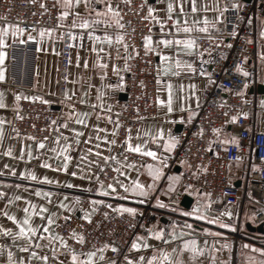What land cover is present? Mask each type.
Instances as JSON below:
<instances>
[{"label": "crops", "instance_id": "crops-1", "mask_svg": "<svg viewBox=\"0 0 264 264\" xmlns=\"http://www.w3.org/2000/svg\"><path fill=\"white\" fill-rule=\"evenodd\" d=\"M105 2L107 3V0ZM167 2L168 0H149V4H152L157 9L153 15L159 17L161 21L166 19L167 16ZM201 2L209 8H213L216 4V0H197L198 7ZM238 2L241 4L243 1L238 0ZM92 3L95 7H100L96 3V0H92ZM230 3L231 0H222L221 6L223 4L230 6ZM59 4L61 11L70 12V19L67 16L60 20L62 25H69L71 27L72 11L79 12L81 16L87 15L83 4L78 5L74 10L63 8L62 0ZM111 4L115 9H118V0H111ZM189 10L190 5L185 6V11ZM178 12L179 9H176L173 13L174 19L177 18L176 14ZM215 15V11L212 10L207 12L198 11L195 14L189 13L187 17L188 25L192 26L193 21H200L199 26L202 27L201 17L206 16L211 23L215 22ZM102 19H107L110 27L104 24H95L89 30H94L95 34L101 36V38L107 32L112 36V44L96 42L94 45L87 35V30L78 28H72L71 30L75 35L74 39L71 40V56L64 100H58L54 97L56 92L58 56L61 48V36L59 32L54 30L52 36L45 34L42 38L39 32L44 27H41L30 31L24 30V32L13 37L10 29L5 37L2 50L6 55L3 64L0 65V67L4 68L5 77L4 80H0V92L3 93L4 103V107H0V121H3V123H0V192L4 193L3 196H0V228L11 229L12 233H15L18 230L17 225L13 221L8 220L7 216L3 213L12 214L17 220L22 221L26 206L33 213L31 218L33 226L47 223L49 214H52L54 223L49 225V232L44 233L42 228H37V235L32 237L34 244L38 242L40 245H47V247L34 248L33 245H28L27 240L24 238L15 237L12 233L6 236L3 232H0V264H7L8 252H12V259L16 260L18 264L21 258H23L24 264H42V261L37 260L35 257L31 261L28 260V256L33 250L40 256H48L49 264H59V261H63L64 264H71L68 250L64 248L60 241L54 239V236L58 235L55 231V225L62 216L68 214L84 216L86 212L89 215L93 209L100 205H110L115 209L118 205L138 209V206L141 204L138 202L139 199H144V203L151 201L156 208L158 215L154 225L167 227L175 221L177 225L176 235L178 237L179 233L183 231L185 233L183 239H195L197 246L204 249L201 255L193 258L187 250L180 251L181 244L179 239L175 242L169 241L165 245L149 238L148 243L157 248L163 247L170 252L172 248L176 249L175 252H171L173 264H175L177 257H179L183 264H210V262L212 264H249L252 258H255L256 264H259L261 260H264V256L254 252L251 248H244L242 246L244 244H251L257 248L264 247V239H262L264 238V232L250 229V227H256L262 222V230H264V219L257 224L253 222V207L250 204H245L241 212L238 211L237 205H231L220 212H213L205 195L194 188H190L182 194L179 204H168V199L177 190L179 180L170 182L168 177L174 176L179 178V175L177 171L164 175L165 163L161 164V160L167 158L170 152L165 150L163 139H159L158 143L152 142V136L156 135L160 130L163 131V138H167L169 135L177 137L181 124L190 117L189 111L195 112L203 80L206 77L200 74L201 68L203 67L208 72L210 54L199 49L200 55H196L195 50L191 54L178 53L175 51V46L173 48L158 46L155 42L161 38V29L159 24L151 19L153 23L151 34L153 40L152 47L158 52L162 51L163 54H167L171 58L166 65L169 67V70L164 72L160 67L159 55H156L159 78L157 94L159 100L164 103L158 104V112L155 118L146 120L132 128L128 132V135L130 134L131 136L130 142L133 146L137 143L144 144L145 140H147L148 143L145 145V149L155 151L158 159L154 161L151 157L127 151V145L124 143L121 150L115 151L112 145L109 146L108 141L113 139L112 130L117 122L116 117L121 107V102L124 100L122 96L124 92L123 86L109 88L108 85L120 84L121 78L124 84L127 72L125 65H128L132 49L125 42L123 44L116 43L115 37L119 31L117 30V25L112 23V18L104 17ZM180 19L182 21L181 26H183L185 18L181 17ZM3 25L0 23V29L3 28ZM262 27H264V17L258 20V34ZM171 31V21L169 20L164 38H168L167 33ZM82 32L83 34L81 35ZM215 32L216 30L209 28L207 33H201L193 27L190 35L196 42L198 35ZM29 35L33 36L34 39L29 40ZM174 35L183 37L185 34ZM15 40L32 43L34 52L32 54L29 52L23 53L20 50L14 49L12 46ZM37 42H39L40 51H37ZM124 44L128 45L127 50H125ZM93 47H96L97 51H93ZM101 48L103 51L100 50ZM177 59L185 66L177 68L175 63H173ZM202 61L204 62L203 64ZM100 64L105 66L100 67ZM113 64L116 65V72L113 71ZM189 64L192 66L191 69L187 67ZM241 67L248 75H251L249 60ZM256 68L257 83L264 84V37L260 36L257 46ZM173 73L176 74L173 75ZM169 85H171L173 108L171 112L168 111L167 106ZM17 93L20 95V99L39 97L57 106V109H55L57 111L56 124L51 136L47 140H44V138L30 139V136H22L13 132L11 128L12 108L18 102L15 98ZM98 95L99 99L97 98ZM81 100L84 103H81ZM261 101H264V93H259V102L264 106V103H261ZM70 113H91V115L84 117L87 124L82 125L75 123V119L69 117ZM97 113H99V116H97ZM72 128L81 133L78 137L79 143L76 142L77 138L74 137V133L71 131ZM98 129H104L105 131L100 132ZM138 131L139 138L137 139ZM144 133H148V135L145 136ZM57 136H60L59 140L56 139ZM64 137H68V140H65ZM97 137H106V139H98ZM42 140L44 141V147L37 149L36 144ZM65 143H69L70 145L66 154L71 156L72 159L64 171H57L56 169L63 166V160L52 149L55 148L59 152L60 146ZM29 146L31 148V159L28 156ZM22 147L24 148L23 153L21 152ZM89 149H92V151H89ZM97 152L102 153V155L97 156ZM5 153L10 154L5 155ZM110 155H115L116 160L105 162L103 156ZM42 162L49 164L50 167L44 168ZM110 163H114L115 167L124 173V175H120L116 172L111 180L115 193H118V195L112 194V190L107 189V184L104 185V190L108 191L109 195H104L102 192L97 191L100 185L94 188L97 174L99 175L101 171L99 166H106ZM126 163H130L132 168H126L124 166ZM149 164L161 168V175L158 180L153 181V178L148 174L147 168L144 167V165ZM21 171L25 172V176L20 175ZM28 172L33 173L37 179H27ZM73 172L76 173L75 176L72 175ZM42 176H46L50 180L56 181V183L42 182L39 179ZM137 179L145 186L148 183H154L149 196L122 199L121 197L128 196L129 194L119 187L117 181L127 185L130 180L134 181ZM170 183L174 184L171 188L169 187ZM69 185H72V187H69ZM37 188H40L42 192H51L52 196H36L35 191ZM92 188L94 191L90 193ZM184 195L190 199L187 205L181 204ZM17 196L21 197V199H15ZM157 199L165 204L166 207H159L156 204ZM9 200L12 201L11 204L8 203ZM84 200H86V207L82 205ZM90 201H102L103 203L95 205L90 203ZM61 203L65 207L61 208ZM33 205L36 207L33 208ZM40 205H43L46 209L43 216L35 214L40 212ZM193 205H199L203 208L208 219H216L221 223L230 224L232 227L221 228L219 223L209 224L207 219L197 220L195 217H185L182 215V212L191 210ZM229 212L231 213L230 216L225 215V213ZM185 221L193 224L194 228L190 230L183 227ZM204 228L210 229V233H205L203 231ZM189 233L191 234L189 235ZM211 233H218V235ZM142 235L146 236L147 233ZM165 238L167 239V237ZM63 239L68 245V240L66 238ZM231 243L240 245L239 256H235L233 261L230 258L229 246ZM24 247H28L29 251L23 252L20 250ZM54 249L58 250L55 257L53 256ZM98 249L100 248L90 249L86 252L97 251ZM151 254L152 250L150 248L135 250L130 251L129 258L134 260L141 255L146 258ZM83 258V255H81V259ZM94 260L96 264H108V262L100 260L99 252H97ZM165 264H168V262L166 261Z\"/></svg>", "mask_w": 264, "mask_h": 264}, {"label": "built area", "instance_id": "built-area-1", "mask_svg": "<svg viewBox=\"0 0 264 264\" xmlns=\"http://www.w3.org/2000/svg\"><path fill=\"white\" fill-rule=\"evenodd\" d=\"M41 3L44 7H41ZM147 4L144 0H131L130 4L128 0H118V19L124 27L117 30L123 34L124 42L131 46L132 53L123 84L125 99L116 117L120 128L113 136L116 140V144L112 145L115 151L122 149V142L132 128L155 118L158 112L156 54L149 51L145 55L143 47V36L151 35L153 31L151 18L141 19L147 16ZM241 5L243 7L237 10L229 6V10L223 13L225 22L218 23L220 31L197 36L199 50L209 53L211 57L208 69L211 82L208 77L204 78L195 114L181 124L177 143L166 158L164 175L178 167V187L168 199V204H179L182 194L194 188L205 195L213 212H220L231 205H237L241 212L245 204H250L253 207V222L257 224L264 219V106L260 104L259 94L255 91L258 84V20L264 17V0H249ZM60 11L57 0H0L1 24H15L25 31L44 27L53 28L59 34L64 33L54 94L56 99L64 100L71 56V41L67 35L72 28L57 25ZM233 24L236 27L235 36L231 35ZM209 36L215 39L210 40ZM221 36L222 41L219 39ZM12 47L23 53L34 52L32 43H21L19 40H15ZM247 60L251 64V75L245 77L235 71V66H242ZM241 89L242 96L238 95ZM34 98L18 100L12 108L11 128L18 135L49 138L56 124L57 111L50 107V103ZM233 115L237 116L235 122L231 121ZM212 128L221 129L219 136L212 132ZM232 137L236 138V143H221ZM113 169L116 167L110 163L99 172V180L104 185L113 179L116 173ZM236 181H239L238 185L234 184ZM97 185L96 178L94 188ZM93 191L92 188L90 193ZM82 205L87 206L86 200ZM157 215L151 201L140 204L134 215L118 213L110 205H100L89 214L87 220L76 214L62 216L55 225V231L68 240L69 248L78 253L108 244L110 247L104 250L103 260L125 264L124 257L130 255L133 238L137 234L147 233L146 228L155 224ZM73 232L83 236L82 244L72 238ZM113 246L116 252L111 250Z\"/></svg>", "mask_w": 264, "mask_h": 264}, {"label": "snow or ice", "instance_id": "snow-or-ice-1", "mask_svg": "<svg viewBox=\"0 0 264 264\" xmlns=\"http://www.w3.org/2000/svg\"><path fill=\"white\" fill-rule=\"evenodd\" d=\"M58 3L61 2V0H57ZM129 4L131 3V0H128ZM96 3H98L100 5V7H95L92 3V0H62V7L65 9H70V10H74L78 5L83 4L84 10L87 13L86 16H81L79 12L76 11H72L71 15H72V24H71V28H78L81 30H87V35L88 37L93 41V44L95 45L96 42H100L101 44L103 43H107V44H112V36L109 35L107 32L104 33L103 37L101 38V36L96 35L94 30H89L93 27V25L95 24H104V25H108L110 27V25L108 24V20L107 19H102L104 17H108V18H112V23L116 24L118 28H123L124 25L121 24L119 22V19H117V17H119V11L117 9H115L112 4H111V0H107V3L105 2V0H96ZM144 3L147 4V0H144ZM222 0H216V4L213 6V8H209L207 5H205L203 2L200 3V6H197V0H168L167 5H166V19H164L163 21H161V19L155 15H153V13L155 11H157V9L152 5V4H147V16L146 17H141V19H145V18H151L153 21H155V23L159 24L160 29H161V38L156 41L155 43L158 46H164L166 48H173L175 46V51L176 52H184L186 54H191L194 50H195V54L196 55H200L198 49H199V45L195 42V39L190 35V33H192L193 31V27L196 28V30L198 32L201 33H207L209 31V28H212L216 31H220V29L218 28L217 24L218 23H224L225 19L223 18V13H225L226 11L229 10V5L228 4H223V6H221ZM190 5V10L189 11H185V6ZM41 7H44L43 3H41ZM243 7V5H241L238 0H231L230 3V8L232 10H237L239 8ZM176 9H179V12L176 14L177 18H173V13L175 12ZM215 11L216 15H215V22H209L208 18L206 16L201 17L203 26H199L200 21H193L192 22V26L188 25V20L187 17L189 16V13L195 14L198 11L199 12H207V11ZM70 15L69 11H60L58 13V18H57V25L59 27H62L63 25L60 24V20L64 17H67ZM91 17V18H90ZM181 17H184L185 19L183 20V26H181ZM171 21V29L172 31L167 33L168 38H164V34H165V29L166 26L168 24V21ZM249 22L251 23V18H249ZM11 29V35L13 37H16L19 33L24 32L23 28L18 27L17 25L13 24V25H9L7 23H5L3 25V28L0 29V65L3 64L4 62V58L6 53L2 50L4 47V43H5V37L8 34L9 30ZM149 32H151V29H149ZM183 33L185 34L183 37H180L179 35H174V34H180ZM45 34L52 36L54 34V29L53 28H41L39 35L43 38L45 36ZM83 34V32L81 33V35ZM61 37H64V33L62 32ZM74 33L69 32L67 35V39L69 41L74 39ZM232 36L236 35V27L233 24L232 25V32H231ZM259 36L260 37H264V27H262L259 31ZM29 40L34 39L33 36L29 35L28 37ZM208 39L213 40L215 39L212 36H209ZM219 39L222 41L223 40V36L219 37ZM116 43L117 44H123L124 42V36L121 33H118L115 37ZM21 43H24V41H20ZM38 46H37V51H40V47H39V42H37ZM153 45V40L151 35H145L143 36V47L145 49V55L148 54L149 51H152L154 54L159 55V59H160V67L164 72H167L169 70V67L166 66L167 62H169L171 60L170 56H168L167 54H163L162 51L158 52L155 48L152 47ZM128 45L124 44V48L125 50H127ZM93 51H97L96 47H93L92 49ZM101 51H103V49H100ZM205 51H207V49H205ZM133 52L135 53V47H133ZM222 55V54H221ZM173 63H175V66L177 68L180 67H184L185 65H182L180 60H175L173 61ZM204 62L202 61V64ZM85 66H87V64H85ZM105 65L100 64V67H104ZM113 71L116 72V65L113 64ZM125 67L127 68V64L125 65ZM187 67L189 69H191V65H187ZM235 71L237 72H241L245 77L248 76V73L246 71H244L241 67L240 64H237L235 66ZM176 73H173V75H175ZM200 74L202 76H206L209 79V82H211V74L206 72L203 67L201 68V72ZM4 68L0 67V80H4ZM159 80V78H158ZM123 86V79L121 78L120 80V84L118 85H108L109 88H114V87H122ZM245 87L247 86V81L245 82ZM190 87H194V86H190ZM181 91H182V86H181ZM225 91H227V89H225ZM243 90L241 89V92L238 93V95L242 96ZM194 94V93H193ZM15 98L17 100L20 99V95L17 93L15 95ZM99 99V95L97 97ZM25 99H33V97H25ZM34 99H40L39 97H35ZM45 103H47V101H45ZM81 103H84L83 100H81ZM164 103L163 101H160L159 98H157V104H161ZM261 103H264V101H261ZM167 106H168V111L171 112L173 111L172 108V96H171V85H169V99L167 101ZM0 107H4V103H3V93L0 92ZM195 113L192 111H189V116L191 117L192 115H194ZM87 115H91V113H77V114H69L70 118L75 119V123L77 124H87V121L84 119L85 116ZM240 115H247V113H240ZM97 116H99V113H97ZM237 120V116L233 115L231 117V121L235 122ZM0 123H3V121H0ZM225 123H227V121H225ZM66 126V125H65ZM120 128V123L119 121L116 122L114 129L112 130V135L115 137L116 136V129ZM71 131L74 133V137L77 138L76 142L79 143L78 137L81 135V133L79 131H77L75 128H72ZM98 131L103 132L105 131L104 129H98ZM203 131V129H201V132ZM212 132L216 133L217 136H219L221 129L220 128H212ZM145 136L148 135V133H144ZM98 139H106V137H97ZM139 138V131H138V135H137V139ZM30 139H34L32 137H30ZM57 140L60 139V136H57L56 138ZM65 140H68V137H64ZM159 139H163V145L165 150H167L168 152H171L172 148L175 147L176 143H177V137L169 135L167 138H163V131L160 130L158 131V133L154 136H152V142L153 143H158ZM44 140H47V137L44 138ZM131 140V136L126 135L124 138V141L122 143L127 145V151H130L132 153H138V154H142L144 156H148L151 157L154 161L158 159L157 157V153L153 150H146L145 149V145L148 143L147 140H145L144 144H140L137 143L135 146H133V144L130 142ZM221 143L223 144H228V143H236V138L232 137L230 140L229 139H225L223 141H221ZM109 146L116 144V140L112 139L108 141ZM209 144H211V141L209 142ZM44 147V141H40L36 144V148L40 149ZM69 143H65L63 145L60 146V151L57 152L55 148L52 149V151L54 153H56V155L58 157H62L63 160V166L60 167L59 169H56L57 171H64L67 166L69 161L72 159L71 156L67 155V151L69 150ZM97 147H99V145H97ZM111 150V149H109ZM24 148H21V152L23 153ZM89 151H92V149H89ZM10 153H5V155H8ZM97 156H101L102 153L97 152L96 153ZM28 156L29 159L32 158L31 156V148L29 146L28 149ZM103 159L105 162H108L110 160L115 161L116 160V156L115 155H110V156H103ZM237 159H239V157H237ZM264 159V158H262ZM95 163V161H93ZM117 163H119V161H117ZM166 163V158H164L163 160H161V164ZM181 163H184L183 161H181ZM42 166L44 168H49L50 165L47 163H43L42 162ZM105 165H100L99 167L101 168V170H103ZM126 168L131 169L132 165L130 163H126L124 165ZM145 168H147L148 170V174L153 178V181L158 180L160 175H161V168L160 167H154L153 165L149 164V165H144ZM199 167V165L197 166ZM253 167L255 168L256 166L253 165ZM114 171L118 172L120 175H124L123 172L120 171L119 168L113 169ZM13 171H15L13 169ZM21 176H25V172L21 171L20 172ZM73 176L76 175L75 172L72 173ZM27 179L29 180H36L37 177L31 173L28 172L27 173ZM39 179L42 182H47V183H51L54 184L56 183V181L54 180H50L48 177L46 176H42L39 177ZM170 182H174L175 180L179 179L178 177H174V176H169L168 177ZM97 180L98 183L100 185V187L97 188L98 192H102V194L104 195H109L110 193L108 191L104 190V184L103 181L99 180V176L97 174ZM117 183L119 184V187L122 188L124 190L125 193H128V196H124L121 197L122 199H129L131 197H148L150 194V191L153 189L154 187V183H148L146 186L142 183L139 182V180H134V181H129L128 184L126 185L125 183L119 182L117 181ZM174 184L170 183L169 187H173ZM19 187V186H18ZM69 187H72V185H69ZM107 189L112 190V194H116L118 195V193H115V188L113 183H108L107 184ZM4 193L0 192V196H3ZM35 195L36 196H44V197H51L52 193L51 192H42V190L40 188H37L35 191ZM15 199L19 200L21 199V197L17 196L15 197ZM11 200L8 201L9 204H11ZM139 203L143 204L145 202L144 199H139L138 201ZM90 203L98 205L103 203L102 201H90ZM156 204L163 208L166 207L165 204H163L159 199H157ZM36 206L33 205V208H35ZM60 207L63 208L65 207V205L63 203L60 204ZM175 210V209H174ZM46 211V209L44 208L43 205H40V212L35 213L36 215L39 216H43V213ZM69 211H71V209H69ZM94 211V209H93ZM115 211L119 212H123V213H128L130 215H134L137 212L136 208L133 207H125L123 205H118L117 208L115 209ZM24 217L21 220H17L16 217L12 214H8V213H3L4 215L7 216V219L10 221H13L16 225H17V231L15 233H12L11 229H5V228H0V232H3L4 235H9L10 233H12L15 237H20V238H24L25 240H27L28 245H33L34 248H38V247H47V245H40L38 242H36L34 244L32 237L37 235V228H42L44 233H47L50 231L49 229V225H52L54 223V220L52 218V214H49L47 217V223H44L42 225H36L33 226L31 224V218L33 213L29 211L28 207L26 206L24 208ZM106 215V214H105ZM182 215H184L185 217H195V219L197 220H208L209 224H213V223H219L221 228H230L232 227V225L230 224H225V223H221L219 221H217L216 219H208L205 211L203 208H201L199 205H193L191 210L189 211H184L182 212ZM225 215H231V213H225ZM84 219H89V215L86 212L84 217ZM141 227H144V225H141ZM176 222L173 221L171 223L170 226L167 227H161L159 225H149L146 228V232L147 235H140L137 234L133 240L132 243L130 245L129 251H135V250H143V249H151L152 250V254L147 256L146 258L141 255L139 257H137L136 259H130L127 255H125L124 260L126 261V264H165V262L167 261L168 264H173L172 260H171V252H175L176 249L172 248L171 252L165 250V248L160 247L157 248L154 245H150L148 243V239L152 238L156 241L161 242L162 244L167 245L169 243V241H173L175 242L176 240H180V251L183 252L185 250H187L191 256L194 258L196 256L201 255L204 252L203 248H199L197 246V242L195 239H183L185 233L183 231H181L179 233V237L176 235ZM183 227L187 228V229H193L194 225L187 223V221H185V224L183 225ZM203 231L205 233H210V229L208 228H204ZM191 233H189L190 235ZM213 235H218V233H211ZM42 235V234H41ZM167 237V239L165 238ZM72 238L77 240L79 243H83L84 242V238L82 235H78L75 232L72 233ZM54 239L60 241V243L64 246L65 249L68 250L69 252V260L71 261V264H96L94 257L97 255V252L100 253V260L103 261L104 257H103V252L106 248H109L110 245L108 244H104L100 249H98L97 251H88L86 253H78L73 249L68 248V245L65 243L64 239L62 236L56 235L54 236ZM264 239V238H262ZM242 247L244 248H251L254 252L260 253L261 256H264V247H260L257 248L254 245H249V244H244ZM23 252H28L29 249L28 247H24L20 249ZM111 250L113 252H116L117 249L113 246L111 247ZM58 250L53 251V256L55 257L56 252ZM8 261L7 264H18V262L16 260L12 259V252H8ZM81 255H83V259H81ZM33 257H35L37 260L42 261V264H49V258L48 256H40L38 255V253L36 251H31V254L28 256V260L31 261L33 259ZM19 264H24L23 258H21V260L19 261ZM59 264H64L63 261H59ZM108 264H114V261L109 260ZM175 264H183V262L179 259V257H177ZM210 264H212V262H210ZM249 264H256L255 258H252L249 261ZM259 264H264V260H261L259 262Z\"/></svg>", "mask_w": 264, "mask_h": 264}, {"label": "water", "instance_id": "water-1", "mask_svg": "<svg viewBox=\"0 0 264 264\" xmlns=\"http://www.w3.org/2000/svg\"><path fill=\"white\" fill-rule=\"evenodd\" d=\"M241 1L248 2L249 0H241ZM251 91H252V87L249 88V92H251ZM255 91L258 94L259 93H264V84L258 83L257 86H256V88H255ZM122 96H123V99H125V94L124 93L122 94ZM50 107L52 109H54V110L57 109V106H55L53 104H50ZM175 171H178V167H175ZM234 184L235 185H238L239 184V181H236ZM189 201H190V199L186 195H184L183 198H182V200H181V204L187 205L189 203ZM262 226H263V223L261 222L258 226H256V227H250V229L251 230L256 229L258 231H263L264 232V230H262Z\"/></svg>", "mask_w": 264, "mask_h": 264}, {"label": "rangeland", "instance_id": "rangeland-1", "mask_svg": "<svg viewBox=\"0 0 264 264\" xmlns=\"http://www.w3.org/2000/svg\"><path fill=\"white\" fill-rule=\"evenodd\" d=\"M236 238V236H235ZM251 245V244H249ZM230 249V258L233 261L235 259V256H239V251H240V245H237L235 243H231L229 246Z\"/></svg>", "mask_w": 264, "mask_h": 264}]
</instances>
